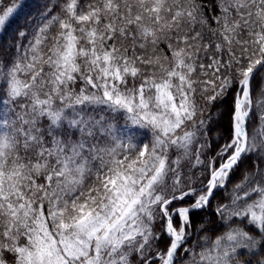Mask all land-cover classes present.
<instances>
[{
  "label": "snow or ice",
  "instance_id": "1",
  "mask_svg": "<svg viewBox=\"0 0 264 264\" xmlns=\"http://www.w3.org/2000/svg\"><path fill=\"white\" fill-rule=\"evenodd\" d=\"M0 264H264V0H0Z\"/></svg>",
  "mask_w": 264,
  "mask_h": 264
},
{
  "label": "trees",
  "instance_id": "2",
  "mask_svg": "<svg viewBox=\"0 0 264 264\" xmlns=\"http://www.w3.org/2000/svg\"><path fill=\"white\" fill-rule=\"evenodd\" d=\"M230 103H231V98H229V104H230ZM220 132H221V134H223V135H227V123H226V121L224 122L223 126L220 127ZM250 132H251V129H250ZM239 179H240V177L237 176V177L233 180V184L239 182ZM220 198H221V199H224V202H227V200H226V198H225V194L221 193ZM208 219L216 220V217H215V216H211V217H208ZM212 227L217 228L216 231L208 233V235H209L212 239H215L216 236L221 235L223 232L227 231L226 226H219V227H218L217 225H212ZM162 246H163V245H161V247H162Z\"/></svg>",
  "mask_w": 264,
  "mask_h": 264
}]
</instances>
